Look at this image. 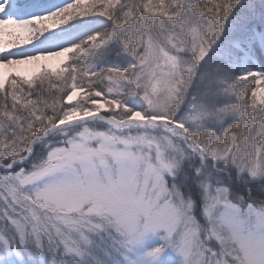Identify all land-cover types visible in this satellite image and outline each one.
<instances>
[{
  "label": "snow or ice",
  "instance_id": "6c2138e0",
  "mask_svg": "<svg viewBox=\"0 0 264 264\" xmlns=\"http://www.w3.org/2000/svg\"><path fill=\"white\" fill-rule=\"evenodd\" d=\"M168 251L264 264V0H0V264Z\"/></svg>",
  "mask_w": 264,
  "mask_h": 264
},
{
  "label": "rangeland",
  "instance_id": "374dc122",
  "mask_svg": "<svg viewBox=\"0 0 264 264\" xmlns=\"http://www.w3.org/2000/svg\"><path fill=\"white\" fill-rule=\"evenodd\" d=\"M152 243H158V240L154 239ZM178 260L179 257L175 253L168 251L162 257V264H178Z\"/></svg>",
  "mask_w": 264,
  "mask_h": 264
}]
</instances>
